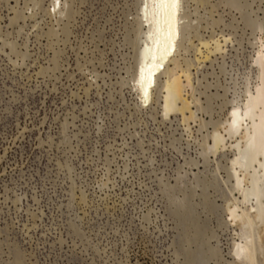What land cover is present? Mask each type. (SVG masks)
<instances>
[{"label":"rangeland","instance_id":"rangeland-1","mask_svg":"<svg viewBox=\"0 0 264 264\" xmlns=\"http://www.w3.org/2000/svg\"><path fill=\"white\" fill-rule=\"evenodd\" d=\"M145 2L0 0V264H264V221L229 210L251 186L231 160L264 72V0H179L176 56L146 104ZM177 65L189 121L163 114ZM261 149L242 175L264 171Z\"/></svg>","mask_w":264,"mask_h":264},{"label":"bare ground","instance_id":"bare-ground-1","mask_svg":"<svg viewBox=\"0 0 264 264\" xmlns=\"http://www.w3.org/2000/svg\"><path fill=\"white\" fill-rule=\"evenodd\" d=\"M158 1L159 5L156 7L153 0H146L141 14L142 25L149 27V29L146 32V45L143 49V59L136 81L140 97L145 104L150 101V93L152 92L156 78L170 65L176 56L180 36V24L184 18L179 13V0ZM227 39L224 38V41L228 43ZM202 45L209 53L203 55L200 49L202 57L201 59L198 58V60L205 62L211 57L210 54L221 50L223 41L215 40L213 44L210 41H204ZM191 76L190 72L185 69H179L178 65L171 71L169 78L163 86V114L166 117L174 113L181 115L184 121H189L196 114L193 110V100L190 98L191 95L189 96L188 94V87L193 83ZM244 109L247 112L245 118L247 122L241 128L242 136H240L241 139L237 143L236 153L231 160V166L236 177L233 176L236 180L235 185L237 184L236 186L240 187L243 181L249 180L251 186L241 189L242 197L236 199V203L229 210L232 220L237 221L241 219L246 224H250V221L251 224H254L256 220L264 221V201L262 200L264 198V187L262 185L264 171L258 172L256 168L255 173L250 174L251 178H248V174V176L242 175L240 172L243 169H249L257 161L264 142V72L261 73V82L257 85L254 93H251L246 98ZM234 125L237 126L236 120ZM240 143H242V146ZM238 169L242 170L239 171ZM251 197L257 201V204L252 208L253 210L243 209L240 211L241 205L247 201L250 202ZM246 237L248 242L244 246L242 245L239 259L244 260L247 257L252 260L254 257L251 250L252 247H250L252 236Z\"/></svg>","mask_w":264,"mask_h":264}]
</instances>
